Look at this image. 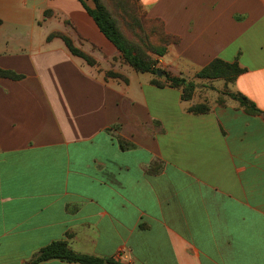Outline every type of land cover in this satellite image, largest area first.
I'll return each instance as SVG.
<instances>
[{
  "label": "crops",
  "instance_id": "obj_1",
  "mask_svg": "<svg viewBox=\"0 0 264 264\" xmlns=\"http://www.w3.org/2000/svg\"><path fill=\"white\" fill-rule=\"evenodd\" d=\"M29 1L0 0V69L22 76L0 79V264L56 241L118 264H264V116L228 96L264 114V0H138L179 39L158 64L202 87L188 101L122 61L91 0ZM215 59L244 72L195 78Z\"/></svg>",
  "mask_w": 264,
  "mask_h": 264
},
{
  "label": "trees",
  "instance_id": "obj_2",
  "mask_svg": "<svg viewBox=\"0 0 264 264\" xmlns=\"http://www.w3.org/2000/svg\"><path fill=\"white\" fill-rule=\"evenodd\" d=\"M92 2L94 3L93 9L88 8L83 2H81V4L89 16L93 19L100 32L120 53L122 61L138 73H151L152 75L157 76V70L154 68L156 60L155 58L149 56L146 50H149L154 56L160 58L167 53V50L171 45L177 44L179 39L166 33L160 24L161 22L158 20L145 19L144 15H142L141 19H143V22L138 25V30L140 33L139 37L140 43L145 45L147 49H145L144 52H141L139 49L137 50L135 48L134 45L136 44L124 36L114 17L108 8L103 5L101 0H92ZM125 2L127 3V7H129V2L127 0H125ZM133 4L134 1L131 5ZM132 13L133 12L131 9V14ZM154 24L156 25L155 28L153 27ZM54 37L62 39L72 55L82 58L89 65L94 64V61L89 56L75 48L65 35L61 33H52L48 36L47 40H50ZM152 39H156L158 45L153 44L150 41ZM243 72L244 69H242L236 61L233 63H228L220 59H215L207 66L202 68L195 75V78L202 80L220 79L226 83H231ZM163 73L165 78L164 82L154 79L152 81L154 85L160 87L167 84L169 87L179 88L181 89L182 100L188 101L191 99L194 89L196 88V85L192 81H188L184 78L174 77L165 72ZM0 78L17 81L22 79V76L17 75L9 70L0 69ZM228 96L238 102L239 106L243 108L246 113L264 116V114L256 107V105L242 94H228ZM188 111L193 114H205L209 111V106L205 103L195 104L192 105ZM120 147L122 149L124 148L121 144ZM52 259L77 264H118L111 260H102L90 256L79 255L72 251L65 241H56L45 246L32 258L29 264H38ZM105 261L107 263H104Z\"/></svg>",
  "mask_w": 264,
  "mask_h": 264
},
{
  "label": "rangeland",
  "instance_id": "obj_3",
  "mask_svg": "<svg viewBox=\"0 0 264 264\" xmlns=\"http://www.w3.org/2000/svg\"><path fill=\"white\" fill-rule=\"evenodd\" d=\"M41 1L42 0L29 1L28 2L29 8H31V6L38 7L40 5ZM127 1L129 2V7H127V3L125 2V0H101L103 5L108 8L110 13L114 17L115 21L117 22V24H118L119 28L121 29V31L123 32L124 36L128 40H130L131 42L136 44L134 46H135V48L137 50L139 49V51H141V52L143 51L144 52V50L147 49V48H146L145 45L140 43V37H139L140 33H139V30H138V25H140L143 22L142 21L143 19H141V16L144 15L145 19H149V20H158L159 22H161L160 24L162 25L164 31L166 32L165 27H164V23H163L162 20L157 19V18H154V19L148 18L146 16V11L139 4L138 0H127ZM133 1H134V4L131 5ZM91 4H92V6L94 8V3L92 2V0H91ZM131 9H132V12H133L132 14H134V15L131 14ZM50 15H51V12L48 11V10L44 11V13H43L44 19L47 18ZM42 21L43 20L40 17L37 18L34 21V26H36V29H37L38 26H42L43 25ZM2 24H3V22L0 19V27L2 26ZM155 26L156 25L154 24L153 27L155 28ZM150 41L153 44L158 45V42L156 41V39H152ZM146 52H147V54L149 56H151L152 58H155L156 64L154 65V68L156 70H160L161 71V68H160V66L158 64V60L161 59L162 57L158 58V57L154 56L149 50H146ZM0 79H6V78H0ZM196 88H197V92H199V93L202 92V90H203L202 87L199 84H196Z\"/></svg>",
  "mask_w": 264,
  "mask_h": 264
},
{
  "label": "water",
  "instance_id": "obj_4",
  "mask_svg": "<svg viewBox=\"0 0 264 264\" xmlns=\"http://www.w3.org/2000/svg\"><path fill=\"white\" fill-rule=\"evenodd\" d=\"M156 75H157L158 77H161V76H162V72H161L160 70H157ZM104 263H107V262L105 261Z\"/></svg>",
  "mask_w": 264,
  "mask_h": 264
}]
</instances>
